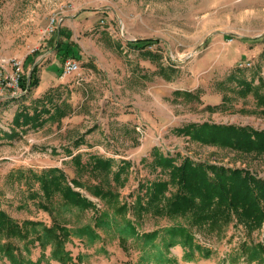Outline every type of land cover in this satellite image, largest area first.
Returning <instances> with one entry per match:
<instances>
[{"label":"rangeland","instance_id":"1","mask_svg":"<svg viewBox=\"0 0 264 264\" xmlns=\"http://www.w3.org/2000/svg\"><path fill=\"white\" fill-rule=\"evenodd\" d=\"M74 13L95 21L79 31L77 42L68 41L76 43L78 74L57 76L54 86L32 89L19 101L12 96L7 100L11 91L3 88L1 79L10 69L0 65V130L15 132L11 137L0 134V209L18 221L49 224L50 214L36 204L43 193L35 175L56 167L95 204L80 211L56 203V213L72 231L66 242L72 264H264V251L253 252L252 259L241 247L244 242H264V225L249 232L233 220L219 233L192 227L188 242L168 231L186 226L183 217L146 213L136 218L129 208L140 193L139 183L167 179L152 164L155 148L177 156V162L187 156L248 168L264 178V153L204 142L179 131L203 122L264 129V107L257 106L252 93L241 96L231 88L235 83L226 81L238 68L255 83L258 73L264 76V0H0V62L17 57L23 63L28 56L30 63H21L23 74H28L35 56L50 46L48 39L55 33L47 32L50 17L60 24ZM142 38L156 39L148 47L154 55L129 49V40ZM62 62L58 59L55 67ZM161 65L166 68L160 70ZM36 75L41 84L40 66ZM38 93L58 96L57 103L63 99L66 114L49 117L37 127L15 126L10 120L15 109L27 105L31 112ZM76 153L83 160L89 154L113 158V170L129 161L122 173L126 180L114 186L128 206L123 214L72 184L77 174L71 157ZM32 191L38 196H31ZM55 198L59 201L58 194ZM96 211L103 214L94 218ZM86 225L89 236L80 235ZM21 249L35 264H64L52 257L49 245ZM0 264L12 263L0 255Z\"/></svg>","mask_w":264,"mask_h":264},{"label":"trees","instance_id":"2","mask_svg":"<svg viewBox=\"0 0 264 264\" xmlns=\"http://www.w3.org/2000/svg\"><path fill=\"white\" fill-rule=\"evenodd\" d=\"M56 36L57 33L52 34L48 39L50 46L62 56L76 58L77 54L73 48L68 49L73 44L67 42L64 46L63 42L56 39ZM259 38H254V40ZM155 41L156 39L152 38H142L129 40L127 44H129V49H135L145 56H150L154 53L148 47ZM262 53H264V48ZM27 57L22 64L30 63ZM163 68L166 67L161 65L159 69ZM36 72V64L26 75L21 69L20 84L27 91L12 96L16 98V101L38 86L39 78ZM257 76V83H255L253 78L247 79L242 68H238L226 76V81L235 83L231 88L241 96L252 93L257 106L264 107V76L260 73ZM175 92L191 95L187 90H176ZM56 97L58 96L50 93L36 97L31 112L27 105L17 107L12 117L13 124L15 126L30 124V126L37 127L49 117L61 118L66 114L61 106L64 100L61 99L60 103H57L58 98ZM261 111L264 112V109ZM179 131L204 142L243 152L264 153V129H255L248 125L203 122L186 124L180 127ZM0 134L11 137L15 132L13 129L9 132L0 130ZM78 143L79 141L76 142ZM152 152V164L154 167L158 166L160 172L167 175V179L157 177L139 183L140 193H137L133 203L129 206L136 218L146 213L168 219L181 216L186 219L187 225L169 228L168 231L179 234L184 241L188 242L192 241V227L199 230L207 228L210 232L219 233L233 220L242 223L249 232L264 225V178L257 176L248 168L195 161L187 156L177 162V156L164 154L158 148ZM71 162L77 174L71 178L74 186L85 188L90 195L102 201L107 208L113 209L114 213L123 214L125 212L128 208L127 203L119 200V194L114 186L126 180L122 173L128 170L129 161H121L118 168L113 170V158L89 154L83 160L82 154L76 153L71 157ZM83 174H86V179H81ZM35 178L43 193L36 204L50 214V223L29 218L18 221L7 211L0 209V255L6 257L12 264H35L25 257L21 245L28 248L30 245L37 244L43 249L49 245L54 259L64 264H72L73 256L66 248V242L70 239L72 231L61 215L56 213V203L64 207H78L80 211L95 208V204L81 191L69 185L62 169L50 168L46 173L35 175ZM170 185L174 187V190L170 191ZM56 194L59 195V201L55 198ZM31 196H38L37 191H32ZM102 214L96 211L94 218ZM85 228H89V225L81 227L79 234L89 236V231ZM154 234L153 231L145 236L149 237ZM241 247L243 251H248L253 259V252L264 251V242H257L253 245H247L244 242Z\"/></svg>","mask_w":264,"mask_h":264},{"label":"crops","instance_id":"3","mask_svg":"<svg viewBox=\"0 0 264 264\" xmlns=\"http://www.w3.org/2000/svg\"><path fill=\"white\" fill-rule=\"evenodd\" d=\"M64 16H67V15H63L61 17L63 18ZM63 19H64L63 22L58 24L55 33H57L56 39L58 41L63 42L64 46L66 45L68 41H71V40L73 42H77L76 37L79 35V31H82L83 28L90 29L91 26H93V22H95L93 21V18L83 20L82 13H76L75 15H73L72 18L68 17V18H63ZM75 44L76 43L69 46L68 49L76 47ZM64 57L65 56H62L59 52L56 51V49L50 46L43 49L42 52H40L37 56H35L31 65L36 64L37 66L41 67V82H40L41 84L37 86L38 88L44 89L50 86H54L56 84V83L54 84L53 82H56L55 80L58 79L57 76H60L61 67L56 68L55 64H57L58 66L57 60L58 59L62 60ZM49 59L50 61H48ZM43 89H41L40 92H42ZM11 96L13 95L9 93L8 95L5 96V98H7L8 100L10 99L9 97ZM10 120L12 121V117H10Z\"/></svg>","mask_w":264,"mask_h":264},{"label":"built area","instance_id":"4","mask_svg":"<svg viewBox=\"0 0 264 264\" xmlns=\"http://www.w3.org/2000/svg\"><path fill=\"white\" fill-rule=\"evenodd\" d=\"M57 26L58 23L55 16H51L47 25V32L49 34L55 32ZM21 63L22 61L17 57L2 59L0 62L1 67L3 68L9 67L10 69L9 72L7 71L8 74L2 77L1 84L3 85V88L5 87L9 89L13 96L20 95L21 93H24L26 91L25 89L22 88L20 84V79L22 74ZM246 64L249 65V63ZM79 71H80V64L77 59L71 56H67L63 58V62L61 65V72H60L61 77L66 78L71 75H76L79 73Z\"/></svg>","mask_w":264,"mask_h":264}]
</instances>
